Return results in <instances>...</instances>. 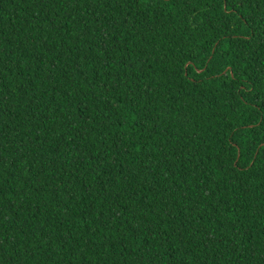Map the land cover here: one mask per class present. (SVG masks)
Here are the masks:
<instances>
[{"label":"trees","instance_id":"trees-1","mask_svg":"<svg viewBox=\"0 0 264 264\" xmlns=\"http://www.w3.org/2000/svg\"><path fill=\"white\" fill-rule=\"evenodd\" d=\"M0 264H264V0H0Z\"/></svg>","mask_w":264,"mask_h":264}]
</instances>
